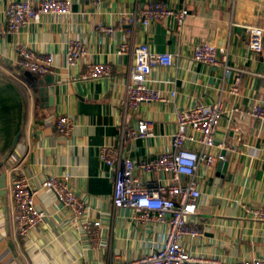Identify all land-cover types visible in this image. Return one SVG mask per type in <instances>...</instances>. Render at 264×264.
<instances>
[{
  "label": "crops",
  "instance_id": "0c3cea01",
  "mask_svg": "<svg viewBox=\"0 0 264 264\" xmlns=\"http://www.w3.org/2000/svg\"><path fill=\"white\" fill-rule=\"evenodd\" d=\"M15 1L25 0H0V161L7 157L0 165V179L6 175L5 188L0 187V264H111L114 259L143 256L162 244L168 225L134 223L129 208L114 207L117 165L103 163L101 148L108 146L118 156L135 161L154 158L173 148L178 110L216 100L222 101L224 115L216 132L217 145L208 151L215 156L224 153L226 162L216 158L211 166L200 164L194 180L201 197L193 220L202 234L182 242L192 253L218 257L227 264L264 258V221L254 220L249 211L264 205V123L240 115L255 102L264 103V49L249 48L243 27L264 26V0H100L96 4L73 0L69 15H44L39 23L11 31L6 10ZM152 1L187 8L192 16L185 29L177 30L173 18L149 27L140 21L130 24L129 18ZM101 23L114 31L101 32ZM214 23L226 28L221 38L228 43L227 58L218 54L212 63L199 62L193 56L196 45L220 35L211 29L197 36L195 29ZM74 41L87 52L78 65L69 66L66 58ZM142 43L172 54L174 63L155 65L150 76V87L166 95L167 101L131 110L125 106L127 86L135 48ZM20 47L54 53L53 70L31 81L19 63ZM90 62L110 64L113 70L109 76L84 79L81 74ZM227 67L244 71L238 96L229 92L234 73ZM61 116L73 120L68 134L57 131ZM145 118L153 121L151 136L122 138L125 129L134 130ZM18 173L30 176L35 186L47 177L69 174L70 187L85 203L86 216L102 220L97 236L82 229L47 189L36 198L46 218L26 239L20 236L12 198ZM149 178L169 179L159 172Z\"/></svg>",
  "mask_w": 264,
  "mask_h": 264
},
{
  "label": "built area",
  "instance_id": "2783aa9c",
  "mask_svg": "<svg viewBox=\"0 0 264 264\" xmlns=\"http://www.w3.org/2000/svg\"><path fill=\"white\" fill-rule=\"evenodd\" d=\"M96 4L100 0H90ZM73 0H40L34 4L29 0L11 2L6 10V16L11 31L31 24L39 23L44 15L67 16L72 11ZM192 14L187 8H175L165 2L152 1L149 6L129 18V23L142 22L149 27L153 22L173 18L177 30H184ZM232 24V23H231ZM233 24H237L233 22ZM248 34V45L253 52H262L264 49V26L253 23L243 24ZM219 32L218 40H206L196 45L194 58L199 62L212 63L218 54L227 58L228 43L221 38L226 28L220 23L197 26L196 35L207 30ZM99 30L106 34L114 31L113 26L100 24ZM221 38V39H220ZM125 49V48H124ZM85 46L81 42L71 43L67 63L69 66L79 64L86 54ZM19 63L24 70L37 75H44L53 70L55 55L52 52H36L25 47L19 48ZM174 63L173 55L154 51L146 43L135 48V62L130 70L127 86L125 106L137 110L146 103L159 100L167 101V96L150 87L151 74L155 65L171 66ZM113 70L110 64L90 62L84 79H99L109 76ZM227 72L234 73V81L229 89L230 94L238 96L244 71L234 72L227 67ZM175 95V92L170 94ZM239 111L238 108H235ZM247 114L264 123V103L255 102L248 110L240 111L244 118ZM224 115L221 100L212 103L198 102L192 106L182 108L177 112V131L173 137V148L160 153L154 158H144L138 161L132 158L118 156L112 148H101L100 157L104 164L115 170V191L113 205L116 209L129 208L130 220L134 223L151 225L153 223L166 224L170 230L162 244L151 247L145 255L119 260L114 259L111 264H227L220 258L205 256L189 251L183 245L187 236L196 238L202 234L194 223V216L199 211L201 191L194 180V176L201 163L211 166L215 159L226 162L225 154L215 156L210 151L217 145L216 132ZM73 120L69 116H61L57 122V131L68 134ZM153 133V121L141 119L134 130L125 129L123 139L134 140L139 137H148ZM220 147L226 148L224 144ZM153 172L164 173L169 178L162 182L160 178L151 179ZM71 176H50L43 179L40 186L31 184L30 176L18 173L12 182V198L15 204L14 220L19 235L26 239L29 233L39 226L46 218V212L41 209L36 198L41 189L50 190L57 200L78 221L81 228L91 236H97L102 227V220H91L86 216V206L77 193L70 187ZM251 218L264 221V205L253 207L250 210ZM236 264H264V258L245 259Z\"/></svg>",
  "mask_w": 264,
  "mask_h": 264
},
{
  "label": "water",
  "instance_id": "95a60500",
  "mask_svg": "<svg viewBox=\"0 0 264 264\" xmlns=\"http://www.w3.org/2000/svg\"><path fill=\"white\" fill-rule=\"evenodd\" d=\"M24 71H26L25 72V75L31 80V81H35L36 79H37V74H35V73H32V72H30V71H27V70H24ZM18 140V137L16 138V140L15 141H17ZM7 156V155H6ZM7 157H5V158H3L1 161H0V165L3 163V161L6 159ZM5 178H6V175H3L2 177H1V179H0V187L3 189V188H5Z\"/></svg>",
  "mask_w": 264,
  "mask_h": 264
}]
</instances>
